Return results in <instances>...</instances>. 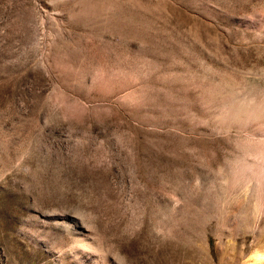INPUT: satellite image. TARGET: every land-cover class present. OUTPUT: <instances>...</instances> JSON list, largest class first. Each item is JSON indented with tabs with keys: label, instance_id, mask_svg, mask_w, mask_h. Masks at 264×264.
Here are the masks:
<instances>
[{
	"label": "rangeland",
	"instance_id": "rangeland-1",
	"mask_svg": "<svg viewBox=\"0 0 264 264\" xmlns=\"http://www.w3.org/2000/svg\"><path fill=\"white\" fill-rule=\"evenodd\" d=\"M243 98L264 0H0V264L264 257Z\"/></svg>",
	"mask_w": 264,
	"mask_h": 264
},
{
	"label": "bare ground",
	"instance_id": "bare-ground-1",
	"mask_svg": "<svg viewBox=\"0 0 264 264\" xmlns=\"http://www.w3.org/2000/svg\"><path fill=\"white\" fill-rule=\"evenodd\" d=\"M245 98L242 99V103H240V105L242 104V106H238L237 107V112L243 117L246 116V114L248 113L250 115L251 119H255L258 116H263L264 117V105L262 106V108L258 105V103H256V101L250 100L247 103L244 101ZM259 101V100H257ZM260 102V101H259ZM239 105V104H238ZM262 117V118H263ZM259 118V117H258ZM241 117L239 118V120L241 121ZM234 120V119H233ZM236 120V118H235ZM258 121V120H257ZM256 121V122H257ZM260 121V120H259ZM233 122V121H232ZM240 123V122H239ZM246 123V122H245ZM244 123V124H245ZM255 128V127H254ZM253 129V128H252ZM262 129L263 132L260 131V133L263 135L264 134V126L262 128H260V130ZM255 131V130H254ZM254 135V134H253ZM256 135V134H255ZM264 137V136H263ZM259 142V141H258ZM256 154L254 155V160L253 162L256 163V165L254 166L257 167V170H259L260 175L262 174V176L264 177V139L260 140V142L256 145L255 148ZM255 173V172H254ZM261 176V177H262ZM260 177V179H261ZM258 178V177H257ZM262 180V179H261ZM259 182V181H258ZM261 183V182H260ZM259 183V185H261ZM261 189V188H260ZM264 191V189H263ZM250 257H252L251 260H253V263H248V264H264V257L261 253L259 252H254L253 255H251Z\"/></svg>",
	"mask_w": 264,
	"mask_h": 264
}]
</instances>
